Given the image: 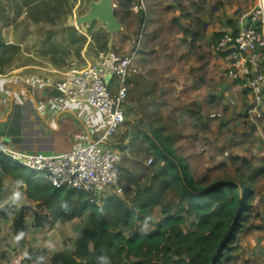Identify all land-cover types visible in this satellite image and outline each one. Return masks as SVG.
<instances>
[{
	"label": "rangeland",
	"instance_id": "obj_1",
	"mask_svg": "<svg viewBox=\"0 0 264 264\" xmlns=\"http://www.w3.org/2000/svg\"><path fill=\"white\" fill-rule=\"evenodd\" d=\"M49 1L51 0H46V2ZM95 1L99 0H60L58 3L68 14H74L72 15L73 19L78 17L82 19L88 13L90 4ZM180 1L185 3L182 6L181 18L195 24L194 29L198 30L200 28L197 31V40L192 41L190 44L188 38H191L192 31L188 33L183 27L179 28L180 21L173 19L171 29L161 32L162 35L169 34L168 37L161 40L159 38L156 41L160 43L166 52L169 50L170 47L168 50L167 47L171 46V43L178 42L175 39L176 34L183 32L186 39L175 43L177 44V46L174 45L176 50L171 54L158 55L155 59L159 62H162L161 59L163 58L176 61L184 46L188 48L191 45L190 53L183 55L181 60L191 59L193 64H199L193 68L191 73L193 87L186 88L185 95L179 97L183 99L172 100V95L165 94L163 95L165 97H160L161 100L158 103L152 102L151 97L148 96V99L136 103L137 96L135 97L134 91H130L125 109L126 122L118 130V136L115 138L114 143L122 145L123 135L128 140L123 143L124 149L119 148V146H110L118 149L123 156L121 163L122 184L120 183V185L123 188L126 183L124 180L125 168L129 165L125 162V159H136L137 154L131 153V151L136 150L137 146L147 145L144 142L146 135L143 133L153 132L155 135H159L157 132L160 131L156 127L166 125L168 129L161 130V132L166 133L168 131L176 138L173 145L175 154L183 158V164L197 182L211 186L216 182L235 180L246 183L247 187H252L254 191L253 210L250 212L244 228L236 236L233 243L236 250L232 252V259L225 264H264V157L262 156L264 149V119L258 124L249 120L244 102H241L240 97L237 99L231 95L230 85L235 84L226 75L221 80L223 84L222 96L218 94V84L206 82L204 71L212 61H209L211 55L207 53V48L211 46L205 45V42L202 45L203 47L199 46V42L203 41L204 34L202 32L203 21L202 19L199 21L200 18H198V16H204L211 21L207 33L214 35L216 31H225L230 25L229 22L232 19L235 20L237 14L250 10L257 0H242V2L240 0ZM112 2L115 6L116 15L123 26L113 34L106 31L105 25L99 21L89 23L94 24V28L90 31L94 29L95 40L98 43L97 46L93 44L95 47L92 48V51L98 52L101 46L103 50H107L110 46V39L114 42L113 47L119 52L131 53V51H135L137 46L141 50L142 36L149 34L150 29L148 23H144L146 18L145 13L143 15V8H139L142 3L140 0H112ZM2 3L4 5L0 8V36L3 35L9 24L15 32L23 34L25 28L22 23L23 20L25 18L28 20L34 13L35 16L39 13V11L28 7L25 0L15 2L16 4L10 0H4ZM17 4L19 7H15ZM216 4V11L212 12L211 9ZM179 9L176 8L172 11L174 13ZM39 17L41 16H38L36 21L41 19ZM42 17L44 16L42 15ZM159 17H156L158 21ZM144 24H147L145 28H143ZM36 26H39V23ZM51 27L52 29L55 27L60 30L64 29V19L60 14L56 13L53 16ZM164 28H166V24ZM104 35H108L110 39L104 40ZM12 40L15 41L14 37ZM33 46L34 39L30 47ZM98 47L99 49H97ZM20 48L24 51L28 49L25 47ZM142 63H144V60H142ZM115 80L117 82L118 79L115 78ZM116 82L111 87L114 94L117 92ZM148 134L150 135V133ZM142 157L144 158L145 154ZM140 159L142 160V158ZM258 170H262L261 174L257 175L255 180L248 182V179ZM21 191L17 194L19 200L16 204H22L21 202L25 200V203L31 206L29 216L26 219L25 235L16 238L14 229L12 230L11 227L14 226L12 217L5 218L0 215V264H29L25 261V255L27 251L33 248L46 249L48 257L63 249L74 250L78 231L88 223L87 215L64 224H45L42 228L34 231L37 203L26 199ZM114 192L111 195L115 194ZM123 194L122 192L117 195L123 196ZM103 200L101 203L104 202ZM126 200L130 203V199L126 198ZM44 210L40 209L39 211L41 214L46 213ZM162 217V208L158 206L154 210L152 223L145 227L138 224V228L143 231L154 229ZM183 227L189 228L190 222Z\"/></svg>",
	"mask_w": 264,
	"mask_h": 264
},
{
	"label": "trees",
	"instance_id": "obj_2",
	"mask_svg": "<svg viewBox=\"0 0 264 264\" xmlns=\"http://www.w3.org/2000/svg\"><path fill=\"white\" fill-rule=\"evenodd\" d=\"M229 26L233 27L234 22L230 21ZM1 48H6L3 40H0ZM3 65L0 60V73ZM156 128L160 132L168 129L166 125ZM160 132H157L159 135L143 133L147 145L131 151L137 154L136 159H125L129 167L125 168L124 197L113 194L103 203L92 202L89 193L84 191L57 188L39 173L0 154V215L12 217L18 238L25 235L31 208L13 202L7 204L11 198L19 199L5 186L3 172L21 186L22 195L37 203L36 229L45 224H64L88 217L87 225L78 231L74 250L63 249L48 257L46 249H32L26 253L25 261L29 264H100V258L104 257L107 264L229 262L236 250L233 246L236 236L253 210L252 187L235 180L211 186L197 182L183 164V158L175 154L176 138L168 131ZM150 159L152 163L148 165ZM261 172L256 171L248 182ZM126 198L131 199L130 203ZM158 206L163 217L155 228L148 231L138 228V224L145 227L152 223ZM40 209L46 213L41 214ZM188 222L190 227H183Z\"/></svg>",
	"mask_w": 264,
	"mask_h": 264
},
{
	"label": "crops",
	"instance_id": "obj_3",
	"mask_svg": "<svg viewBox=\"0 0 264 264\" xmlns=\"http://www.w3.org/2000/svg\"><path fill=\"white\" fill-rule=\"evenodd\" d=\"M3 1L0 0V8L4 5ZM10 1L18 3L20 0ZM25 1L28 7L39 11L38 15L35 16L34 13L28 20H26L27 18L23 20L22 23L25 27L23 34L15 32L9 24L6 31L0 36V40H3L6 45L5 49H0V60L4 62L2 73H0V137L6 139L14 149L25 154L57 155L68 153L95 141L105 131L107 122L101 114L87 104L83 102L71 104L60 98L54 84L66 77L69 65L73 60L84 64L98 63V52L103 47L101 46L100 49L98 47L99 50L96 53L92 51V48L98 45L94 29L90 31L94 28V24H84L81 17L73 19L72 15L74 14L70 15L63 10L61 4L58 3L60 0ZM240 1L242 2V0ZM140 2L142 6L138 4L139 8H143V15L145 13L146 18L144 23H148L150 29L149 34L142 36L141 50L139 46L136 47L137 65L140 68V73L129 77V94L130 91H134L135 97L137 96L136 103L148 99L147 96L151 97L152 102L158 103L161 100L160 97L165 94L172 95V100L183 99L179 97L185 95L187 87H193L191 73L193 68L199 65L193 64L191 59L181 60L183 55L190 53L191 45L188 48L184 46L176 61L163 58L162 62H159L155 59L158 55L171 54L176 50L177 44L175 43L182 42L186 38L183 32L176 34L175 39L178 42L171 43L166 52L156 40L168 37L169 34L162 35L161 32L171 29L173 19L180 21L179 28L183 27L188 33L192 31L191 38H188L190 44L197 40V31L200 28L194 29L195 24L181 18L182 6L185 3L180 0H140ZM254 6L255 4L252 7ZM15 7H19L18 4ZM216 7L217 4L213 5L211 11H216ZM176 8L180 9L173 13L172 10H176ZM56 13L64 19L63 30L51 27L53 16ZM38 16H41L39 17L41 19L36 21ZM158 16H160L159 21L156 18ZM198 18H200L199 21L201 19L203 21L202 32L204 34L203 41L199 42V46L204 45V42L205 45L211 46L207 48V53L211 55L209 61H212L204 71L206 82L218 84V94L222 96L223 84L221 80L226 75L228 64L222 55L216 52L215 44L218 36L224 31H216L214 35L208 34V25L211 21L204 16H198ZM231 21L234 22L233 19ZM37 23L39 26H36ZM165 24L166 28H164ZM146 25L144 24L143 28ZM229 27L228 25L227 29ZM5 34L7 35L5 36ZM13 37L15 41L12 40ZM33 39L34 46L30 47L33 44ZM108 39L110 37L104 35V40ZM109 44L107 50L115 49L111 39ZM174 45L176 46L174 47ZM20 47L28 49L24 51ZM122 54H130V52ZM109 80L112 85L116 82L115 77L109 76ZM230 81L235 84L230 85L231 95L237 99L240 97L246 110L251 102L250 94L242 88V81ZM117 133L110 138L108 146L124 147L123 143H126L128 139L123 135L122 145L114 143L118 136ZM2 176L5 186L11 189L13 196H17L22 190L21 186L6 173L3 172ZM24 197L28 199L26 195ZM10 200L14 204L18 201L16 198ZM21 203L16 205H29L25 203V200ZM11 227L17 238L14 226ZM34 231H37L35 227Z\"/></svg>",
	"mask_w": 264,
	"mask_h": 264
},
{
	"label": "built area",
	"instance_id": "obj_4",
	"mask_svg": "<svg viewBox=\"0 0 264 264\" xmlns=\"http://www.w3.org/2000/svg\"><path fill=\"white\" fill-rule=\"evenodd\" d=\"M215 50L228 64L227 77L242 81V88L250 94L246 114L258 124L264 119V0H257L250 10L235 16L234 26L217 39ZM138 73L137 49L130 54L100 49L96 64L71 61L66 77L56 82L54 88L67 102H83L101 114L107 122L105 131L95 141L57 155L25 154L0 137V154L39 173L57 188L89 193L92 202L102 201L113 191L121 194L123 156L107 143L126 122L128 79ZM109 76L118 79L115 94L107 80ZM151 163L152 159L148 165Z\"/></svg>",
	"mask_w": 264,
	"mask_h": 264
},
{
	"label": "water",
	"instance_id": "obj_5",
	"mask_svg": "<svg viewBox=\"0 0 264 264\" xmlns=\"http://www.w3.org/2000/svg\"><path fill=\"white\" fill-rule=\"evenodd\" d=\"M82 21L85 23L99 21L105 25L106 31L113 34L122 27V22L116 15L112 0L92 2L88 13L82 17ZM107 80L109 81V77Z\"/></svg>",
	"mask_w": 264,
	"mask_h": 264
},
{
	"label": "clouds",
	"instance_id": "obj_6",
	"mask_svg": "<svg viewBox=\"0 0 264 264\" xmlns=\"http://www.w3.org/2000/svg\"><path fill=\"white\" fill-rule=\"evenodd\" d=\"M100 264H107V261L104 257L100 258Z\"/></svg>",
	"mask_w": 264,
	"mask_h": 264
}]
</instances>
